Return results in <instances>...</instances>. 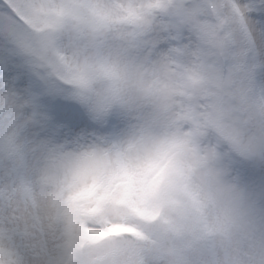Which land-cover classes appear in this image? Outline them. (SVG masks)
Wrapping results in <instances>:
<instances>
[{"label":"snow or ice","instance_id":"obj_1","mask_svg":"<svg viewBox=\"0 0 264 264\" xmlns=\"http://www.w3.org/2000/svg\"><path fill=\"white\" fill-rule=\"evenodd\" d=\"M178 119L255 179L264 0H0V264H264L158 131Z\"/></svg>","mask_w":264,"mask_h":264},{"label":"clouds","instance_id":"obj_2","mask_svg":"<svg viewBox=\"0 0 264 264\" xmlns=\"http://www.w3.org/2000/svg\"><path fill=\"white\" fill-rule=\"evenodd\" d=\"M158 131L174 145L176 160L194 167L191 182L216 191L221 201L234 204L244 226L252 230L257 239H264V130L255 125L243 130L245 140L256 138L253 155L243 161L255 179L245 184L237 183L238 153L215 130L178 119ZM172 179L177 184L182 182L179 175ZM178 198L182 197L178 194Z\"/></svg>","mask_w":264,"mask_h":264}]
</instances>
